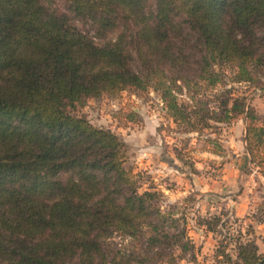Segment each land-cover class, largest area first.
Segmentation results:
<instances>
[{
  "label": "trees",
  "instance_id": "1",
  "mask_svg": "<svg viewBox=\"0 0 264 264\" xmlns=\"http://www.w3.org/2000/svg\"><path fill=\"white\" fill-rule=\"evenodd\" d=\"M55 1L0 0V264H196L183 212L140 192L125 142L68 107L151 88L178 132L243 115L247 165L264 178V115L214 91L226 67L245 82L264 65V0ZM223 215L196 223L216 233ZM228 236L216 260L264 264L252 225Z\"/></svg>",
  "mask_w": 264,
  "mask_h": 264
},
{
  "label": "rangeland",
  "instance_id": "2",
  "mask_svg": "<svg viewBox=\"0 0 264 264\" xmlns=\"http://www.w3.org/2000/svg\"><path fill=\"white\" fill-rule=\"evenodd\" d=\"M55 4L62 11L66 8L63 0H56ZM76 25L83 31H92L88 24L76 22ZM250 71V81L234 82L233 70L226 67L214 91L229 90L234 96L244 97L261 118L264 115V65ZM68 109L96 127L111 130L125 142L126 166L139 175L140 192L156 190L161 193L159 204L163 210L175 205L173 209L183 212L188 235L198 250L196 264H231L214 257L218 241L228 240V235L233 234L239 224L243 227L250 224L255 231L256 226L264 222V178L247 165L243 115L214 124V134L210 133L211 129L203 133L178 132L158 94L151 88L87 97ZM206 136L218 137L223 147L220 154L205 145ZM174 147L181 150L195 170L175 158ZM220 212L227 224L224 228L218 227L216 233L196 223L198 216ZM228 226L233 229L226 230ZM261 228L264 230V226ZM255 240L259 253L264 254V236L255 232ZM228 252L235 259L233 250Z\"/></svg>",
  "mask_w": 264,
  "mask_h": 264
},
{
  "label": "crops",
  "instance_id": "3",
  "mask_svg": "<svg viewBox=\"0 0 264 264\" xmlns=\"http://www.w3.org/2000/svg\"><path fill=\"white\" fill-rule=\"evenodd\" d=\"M262 226H264V222L262 224H260L259 226L258 225L256 226L255 232L258 234V236L260 234L264 236V230L261 228ZM258 239H260V238L258 237Z\"/></svg>",
  "mask_w": 264,
  "mask_h": 264
}]
</instances>
